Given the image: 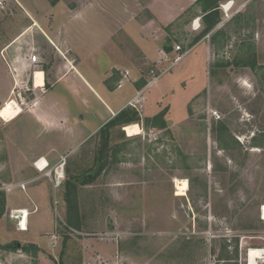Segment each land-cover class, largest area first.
Instances as JSON below:
<instances>
[{"label":"rangeland","instance_id":"1","mask_svg":"<svg viewBox=\"0 0 264 264\" xmlns=\"http://www.w3.org/2000/svg\"><path fill=\"white\" fill-rule=\"evenodd\" d=\"M204 1L0 0V94L13 82L2 104L14 98L24 111L31 108L42 90L35 93L23 78L35 69L53 72L59 63L58 76L69 72L50 40L68 49L85 76H96L91 83L101 96L59 84L54 95L69 116L59 114L56 130L25 113L11 123L0 119L3 264H249L248 250L264 249V0H233L230 11L223 8L229 0H219L221 21L212 28ZM163 10L171 13L162 17ZM27 25L37 27L46 51L29 49L33 32L11 51L40 53L39 67L7 64L4 45ZM195 41L199 47L162 79L166 92L147 90L131 100L139 123L95 130L135 93L129 84L119 87L123 70L132 80L130 65L112 69L107 83L117 89H105L101 79L111 66L133 57L138 83L147 88L150 70L165 61L147 58L146 43L161 54L177 44L189 52ZM47 152L56 161L36 172L32 160ZM178 178L188 180V191L178 190ZM9 196L41 206L32 216L35 229L20 231Z\"/></svg>","mask_w":264,"mask_h":264},{"label":"crops","instance_id":"2","mask_svg":"<svg viewBox=\"0 0 264 264\" xmlns=\"http://www.w3.org/2000/svg\"><path fill=\"white\" fill-rule=\"evenodd\" d=\"M229 1H231V0H229ZM169 13H171L170 10H168V11L163 10V15L164 16L162 15V17H166ZM196 21H198V20H196ZM35 22H36V20H35ZM34 25H37V23H34ZM34 25L25 26L14 37H12L7 44L4 45L3 50L6 53V55H4V56L8 57L7 58V64H10V65L11 64H13V65H21L20 61H22V62L24 61L23 63H26V64L29 63V65H32L34 63L35 66H38V63H40V58H41L40 57V53L38 54L39 55V61L36 63V62L31 61V59L29 57H25V58L22 57V56L17 57V54H15V53L13 54L12 51H11V49L13 48L15 43H17L21 38L26 36L25 34H29L30 32L34 33L33 34L34 37L32 38L33 40H31V42H28V44L30 46L33 44L34 46L38 47L37 36H36V34H37L36 33V28L37 27H35ZM38 28L47 37V39L50 40V38H49L48 34L46 33V31L40 26ZM196 28H198V27H196ZM50 41L52 42V45L55 48L58 49L59 53L63 52V54L65 55L66 60H67V65L69 66V72L67 74L64 73L63 76H58L57 73H58L59 63L55 66V70L53 72H50V71L42 68L41 70L44 72V82L40 86H37L35 84V74H36V71H39L40 69H35L32 72H30L29 74L27 73L28 78H26V79L23 78V76H22V78L24 80V83H26L28 81L31 82L32 89H33V91L35 93H36L37 89H40V90H42V94L41 95H37V97L33 100V102H32L33 104H32L30 109H27V110L24 111V109L22 108L23 111L15 119H17L20 115H22L24 113L25 114H29V115L33 116L38 122H40L47 129H49V130H54L55 129L56 130V129H58V122H59V118H60L59 114H63V115L69 116V109H66L65 106L62 105L63 103L61 101L57 100V98L54 95V90L57 88V86L59 84H62L63 81L64 82L66 81V82H68V85L73 83L74 87H79V89L78 88L76 89V90H79V92H82L83 90L87 89L88 91H91L93 94H95L97 97L101 98V96H100V93L98 92V90L91 83V81H96L97 80L96 76L95 75L91 76V79H89V76H85V74H83L82 72H80V70L77 69V67L74 65L72 60L66 56V50H68V49L62 48V46L56 44L52 40H50ZM165 42L166 41H163V44H162L161 47L164 46ZM199 45L200 44H197V45L193 46V48H191V50L189 52H186L185 56L182 59V61L180 63L176 64L174 67H176V68L178 66L180 67V65L182 64L184 59L187 58L188 55L194 49L198 48ZM150 46H151V44H148V43H146V45H144V52H145V54H148L147 58L150 57V58H152L154 60L155 59L157 60L159 58L161 59L162 56L158 52V50L161 47H159L158 50H151ZM38 48L41 49V51H46L45 47H43V46L42 47H38ZM29 49L32 50V49H34V47L31 46V47H29ZM139 49H140L139 47L135 48V52H137ZM171 55H173L172 56V59H173L176 56V53L175 52H171ZM128 57H129V54H128ZM129 58L131 60V63L128 64V65L124 64L122 66H115V65L111 66L107 76H105L104 78L101 79V83L103 84L105 89L108 90V91H113V90L117 89V88L113 89V88L108 86L107 78H108V76L110 74V71L112 69H115V68L116 69H120V68H122L124 66H129L130 65L132 67V74H131L132 80L131 79L124 80L122 78L124 81L122 82V85H120L119 87H121V86H123L125 84H129L131 86V88L135 91V93L132 94L127 99V101L124 102L122 104V106H120L117 110L110 109L111 115L107 119H105L95 130H98V129L100 130L113 116H115L117 113H119L122 109L128 108L130 106V101L136 99L139 94H142V93L145 94V92H147V90L148 91L152 90V89L156 90V88L160 89V92L163 93V92L167 91L166 89H168L165 86L166 84L162 82V79L164 78V76L166 74H168L169 72H172V71H168L167 73L163 74L155 83H153L152 85H148L147 88H145V84L141 85L140 83H138V77H136L135 74H134L136 72V68H135L136 64H135L134 58L133 57L132 58L129 57ZM169 65H170V62H165V63H163L161 65V67L165 68L166 66L168 67ZM125 68H128V67H125ZM182 68H183V66H182ZM34 72H35V74H34ZM70 73L72 74L71 77H70ZM5 80L2 81V82L5 83ZM146 81H147V79H146ZM8 82H10V86H6V91H4L3 93L0 94L1 98L2 97L4 99L8 98L9 97V92L11 93V91H12V87H13L12 79H9ZM78 84H79V86H78ZM68 85H66V86L63 85V89L62 90L66 91L68 94H71L73 96L76 95L73 91H71L69 89ZM151 93H152V91H151ZM151 93L148 92V95H147V98H146V101H145V108L143 110V115H145L144 114L145 113V109L148 106L146 104L150 101V97H151L150 95H152ZM47 95H49V96H47ZM10 99H14V98H10ZM20 105H22V104H20ZM61 106L63 107V109H60ZM145 117H148V116H145ZM15 119H13L12 121H14ZM40 158L46 159L48 161V163H49V167L50 166L52 167V164L56 161L54 156H52L51 153H49V152L39 155L38 157L34 158L32 160V162H31V164H32L31 166H32V168L35 169L36 172H39V170H37L38 168L35 166L34 162L37 161ZM37 177H38V175H35V176H33V178H31V180H33V179H35ZM35 194H36V191H35ZM8 201L11 203V208L14 210V213L18 212V210H20V209H26L28 211V213H29L28 214V221H27V229H20V231L21 232H29L31 229H33V228L35 229L34 221L32 219V216L35 213L39 212L40 208H41V206L36 202V200L31 202L30 204L13 203L12 202V198L9 196L8 197ZM18 213H19V216L20 215L23 216V213H21V212H18ZM29 219H31V222H29ZM18 225H19V222H18ZM31 242H34V241H31ZM37 243L38 242L35 241V244H37Z\"/></svg>","mask_w":264,"mask_h":264},{"label":"bare ground","instance_id":"3","mask_svg":"<svg viewBox=\"0 0 264 264\" xmlns=\"http://www.w3.org/2000/svg\"><path fill=\"white\" fill-rule=\"evenodd\" d=\"M234 1H228L223 5V8L225 11H230L233 7ZM197 27L199 26V22L196 21L195 23ZM44 82V72L42 70L36 71L35 74V84L37 86L42 85ZM23 111L21 105L15 100V99H9L5 103H3L0 107V119L3 121L9 123L13 119H15L21 112ZM35 166L38 168L40 172L45 171L49 167V163L46 159L40 158L35 163ZM64 164L62 163L60 165L59 171H57L58 177L63 178L64 176ZM178 190L182 192H186L189 190V182L185 178H178L177 180ZM18 212L23 213V216H17L19 218V228L20 229H27V221H28V211L26 209H20ZM262 218L264 219V206L261 210ZM264 255V249L263 248H250L248 250V262L249 264H258L257 261L261 259ZM0 264H3L0 261Z\"/></svg>","mask_w":264,"mask_h":264},{"label":"trees","instance_id":"4","mask_svg":"<svg viewBox=\"0 0 264 264\" xmlns=\"http://www.w3.org/2000/svg\"><path fill=\"white\" fill-rule=\"evenodd\" d=\"M200 1L202 2L203 0H197V2ZM204 7L203 10L205 12H207V16L210 20V26L209 28L214 27L216 24H218L221 21V18L219 16V12H218V3L219 0H205L204 1ZM196 43L193 42L191 43L190 46H193ZM166 50L170 51L171 47L165 45ZM184 49V48H183ZM185 50V49H184ZM160 116V115H159ZM160 121H164L161 122V125H165L166 122L163 118V114L160 116ZM147 120H151V121H155V120H159L158 116L157 117H148ZM141 121V117L140 114L138 113V111L136 109H122L119 113H117L114 117H112L102 128V132L106 133L110 130H108V128H110V126L112 125H126V124H130V123H134L137 122L139 123ZM33 246V245H32ZM28 246H24V248H28ZM34 247L36 248L37 246L34 245Z\"/></svg>","mask_w":264,"mask_h":264},{"label":"built area","instance_id":"5","mask_svg":"<svg viewBox=\"0 0 264 264\" xmlns=\"http://www.w3.org/2000/svg\"><path fill=\"white\" fill-rule=\"evenodd\" d=\"M160 52H161V55H162V59L159 62H161V63L164 62V61L165 62L170 61V58H171L170 57V55H171L170 52H175L176 56L171 60V63H170V65L168 67L162 68L161 65H160V66L150 70V74H151L152 78L150 79L148 85H152L153 83H155L163 74H165L169 70L170 66L175 65L184 56V54L186 53L185 50L182 48V46L180 44L175 45L173 47V50L170 51V52L165 50V49H161ZM29 58L31 59V61L36 62V63L39 61V55L36 54V53H31ZM121 73L123 75V79H126V80L129 79V70L125 69ZM34 74H35V72H34ZM123 81L124 80H122V82ZM130 104L134 105L132 101H130ZM63 178L57 177L56 184L59 185ZM101 263H103V261H101L100 264ZM104 264H107V262L104 263Z\"/></svg>","mask_w":264,"mask_h":264},{"label":"water","instance_id":"6","mask_svg":"<svg viewBox=\"0 0 264 264\" xmlns=\"http://www.w3.org/2000/svg\"><path fill=\"white\" fill-rule=\"evenodd\" d=\"M1 105H2V102H1V100H0V107H1ZM18 246H20V244H18Z\"/></svg>","mask_w":264,"mask_h":264}]
</instances>
